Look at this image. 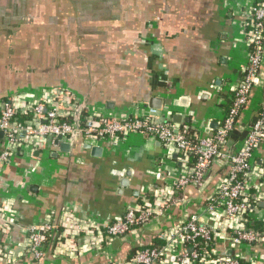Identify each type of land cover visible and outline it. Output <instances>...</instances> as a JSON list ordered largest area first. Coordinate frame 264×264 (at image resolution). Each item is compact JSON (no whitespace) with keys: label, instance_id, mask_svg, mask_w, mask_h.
I'll return each instance as SVG.
<instances>
[{"label":"crops","instance_id":"obj_1","mask_svg":"<svg viewBox=\"0 0 264 264\" xmlns=\"http://www.w3.org/2000/svg\"><path fill=\"white\" fill-rule=\"evenodd\" d=\"M258 1L0 0V101L19 90L65 86L108 115L152 111L157 121L209 136L223 120L232 87L247 65L244 22ZM152 99L158 108L150 107ZM263 101L264 55L224 154L241 148ZM174 155L169 157L159 140L139 134L102 142L75 135L39 149L23 148L0 171V208L17 219L4 237L16 260L0 264H126L134 250L155 240L163 243L162 233L191 216L220 228L214 245L220 254L264 264V242L232 247L222 212H207L209 196L228 174L226 155L211 162L202 183L176 194L179 204L122 237H104L97 250L89 249L84 236L75 258L54 254L52 243L40 261L24 252L29 227L47 214L56 223L70 210L102 229L144 198L152 201L184 172ZM251 161L264 172V142ZM261 192L253 221L264 229V183Z\"/></svg>","mask_w":264,"mask_h":264},{"label":"built area","instance_id":"obj_2","mask_svg":"<svg viewBox=\"0 0 264 264\" xmlns=\"http://www.w3.org/2000/svg\"><path fill=\"white\" fill-rule=\"evenodd\" d=\"M245 36L251 48L249 59L241 78L234 83L226 104H230L223 120L214 133L199 137L190 134L188 127L179 128L169 122L157 121L151 111L142 116L123 114L111 116L101 108L84 103L83 99L71 89L59 86L34 90H19L0 101V133L3 136V150L0 152V171L23 148H43L49 140L68 139L80 135L90 142L125 139L139 134L159 140L167 155L176 153L181 159L184 172L164 188L154 193L152 201L143 199L135 207L126 210L101 229L99 225L82 219L70 210H63L56 223L52 214L29 227L27 248L36 260H43L48 253L44 243L48 237L54 241L53 252L68 258L80 254L78 246L81 237H89V249L97 250L104 237H122L131 229L165 214L170 206L179 204L176 194L189 184L199 185L206 179L208 167L217 157L226 155L229 161L227 176L217 185L207 201V212H222L220 222L232 231L230 244L255 246L264 242V232L244 228L248 219L253 218L254 205L250 194L262 197L261 186L264 172L252 162L253 151L264 142V101L256 120L249 127L241 148L238 151L223 150L231 133L235 130L244 108L248 103L253 84L259 75L264 55V0H259L246 12ZM198 155L195 165L190 168L186 161ZM262 179L261 183L258 180ZM257 199V198H256ZM17 223L15 215L0 208V263H12L16 254L5 246L6 237ZM220 228L198 222L196 216L174 224L162 233L163 246L136 250L126 264H241L236 257L220 254L214 247L197 251V240L215 245ZM186 244H189L187 249ZM245 261V260H244ZM247 264H257L252 257Z\"/></svg>","mask_w":264,"mask_h":264},{"label":"trees","instance_id":"obj_3","mask_svg":"<svg viewBox=\"0 0 264 264\" xmlns=\"http://www.w3.org/2000/svg\"><path fill=\"white\" fill-rule=\"evenodd\" d=\"M251 50L252 49L249 48V53L251 52ZM229 107H230V104L229 103L228 104H225V110H226V112L228 111ZM189 133L190 134H194L195 131H193L192 129H190V132ZM212 133H214V131ZM197 158H198V155L192 154L187 159V161H186L187 166L190 167V168H192L195 165V163L197 161ZM249 197H250L251 203L255 206L256 205V200H255L256 197L254 196L253 193H251ZM245 225H247V227H246L247 229H251V230H254V231H257V232H264V229H260L262 227V225L261 224L260 225H257L252 219H248L247 222L245 223ZM53 241L54 240L52 238L48 237L47 240L44 243L45 247L48 248L49 247V244H51ZM197 243H198V245H197V251L200 252V253H202L204 250H210V249H212L214 247V244L213 243H207V242H205L203 240H200V239L197 240ZM162 246H163V243L162 242H159L158 240H155L152 245H150L149 247H146V248H157V249H159ZM186 247H187V249H189V244H186ZM146 248L145 247H139V249H137V250H142V249H146ZM135 251L136 250L133 251L132 255H134ZM238 260H239V262L241 264H247L243 259H238Z\"/></svg>","mask_w":264,"mask_h":264},{"label":"water","instance_id":"obj_4","mask_svg":"<svg viewBox=\"0 0 264 264\" xmlns=\"http://www.w3.org/2000/svg\"><path fill=\"white\" fill-rule=\"evenodd\" d=\"M157 103H158L157 100L152 99L151 102H150V107H152V108H158L157 105H156ZM175 119L177 120L176 122H178V117H177V115L174 116V121H175ZM215 124H216V123H214V125L211 126L212 129H213V127L215 126ZM58 140H59V139H58ZM92 150H93V151H96V152H99V151H100V148H99V149H98V148H94V149H92ZM176 157H177V155H174V156H173V158H176ZM228 254H229V253H228ZM185 263H186V261L184 262V264H185Z\"/></svg>","mask_w":264,"mask_h":264}]
</instances>
